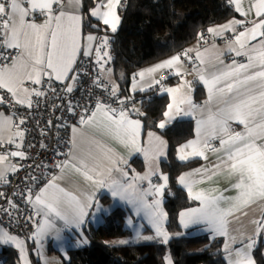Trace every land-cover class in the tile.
Returning <instances> with one entry per match:
<instances>
[{"label": "snow or ice", "instance_id": "snow-or-ice-1", "mask_svg": "<svg viewBox=\"0 0 264 264\" xmlns=\"http://www.w3.org/2000/svg\"><path fill=\"white\" fill-rule=\"evenodd\" d=\"M120 0H107L104 4H96L90 10V14L96 17L100 22L109 27L112 32H116L117 26L120 23V17L117 15L116 9ZM234 5L235 11L241 16L247 17L249 13L254 11L255 20L247 21L252 26L244 28L243 31H237V26H243L245 20L233 19L225 25L216 28H209L208 32L215 36H222L224 32L231 31L234 36L228 40L229 52H234L236 56H247V63H238L233 60L231 65H224L223 60L219 57L222 54H215V59L223 68H216L211 73H206L201 70L198 72L200 81L208 89L209 103L213 99H217L218 104L213 110L208 109L206 118L197 120V136H201V130L204 129L203 140L189 141L177 149L178 159L186 161L191 156H199L207 159L205 149H210L213 152L223 151L224 155L220 157V162L214 164L212 169L195 170L194 173L184 174L178 177V183L185 187L188 191L190 199L200 202V207L189 208L179 213L180 223L187 228L191 224L204 223L208 225L207 230L215 235H229L228 225L229 218H238L237 214L247 215L244 209L250 208L258 202H264V0H255L250 4L249 10L246 12L241 0H230ZM26 5V6H23ZM58 5L59 7H54ZM101 8L105 9L101 11ZM39 10L41 14L46 15V20L43 24L29 22L26 17L30 12ZM67 16L69 26L65 27L64 19ZM80 16L66 13L63 10V0H0V47L21 49L19 57H13V63L9 67L5 65L0 67V89H5L11 94V100L16 105L26 106L31 109L33 100L31 97H41L44 95L43 88H33L31 91L25 87V81H30L34 85H42L43 77H48L51 80L54 78L62 83L70 80L71 83L64 85L63 91L72 93L78 83L79 73L69 76L73 70L75 61V53L78 50L77 33L79 31ZM54 25V26H53ZM23 36V43L21 42ZM199 38V34H198ZM89 41L94 38L89 36ZM102 44L96 48L97 60L95 63L100 64L99 57L101 50L107 45V38H102ZM252 41H257L253 44ZM191 49L185 50L182 54H178L169 58L147 70L148 73H155L159 69L168 68L174 69V74L177 76L183 75L181 66V56L192 58L189 56ZM209 50L205 49L207 53ZM84 56H89V49L84 50ZM27 57L25 59L24 57ZM103 56H109L108 52H103ZM204 53L196 51V60L201 64L205 63L203 59ZM110 59V57H109ZM215 68V65H213ZM103 69V65H101ZM110 71V69L108 70ZM141 80L145 77V72L138 73ZM161 79H164L162 76ZM93 83L100 87L99 78H94ZM160 83L159 80H154L153 84ZM190 82L183 81L176 88L162 89L167 91L172 103L167 105V110L163 113L164 121H161L157 127L163 129L166 123L175 119L173 111L177 115L183 112L184 115H190V111L181 109L180 105L187 103L190 107L191 100L186 97H179L182 88L189 86ZM51 87V85H49ZM144 91V88L140 89ZM55 93V89H52ZM117 92L116 86H112L109 95L115 96ZM117 101L124 105L125 101L117 97ZM4 99L0 97V103ZM143 103V101L141 102ZM69 112H74L75 109L69 102L67 109ZM118 111V115H117ZM133 111L138 116H145L146 113L141 109L133 106ZM85 115H81V124H90L96 118L97 114H101L106 124V131L121 143L126 144L135 152H144L145 159L151 160L162 156L163 151L157 147L151 153L148 150L142 149L139 144V134L141 129V121L139 119H130L129 112L122 107L120 110L114 109L111 105L106 104L104 100L97 98L94 108L84 107ZM90 113V115H87ZM13 118L4 117L0 114V131H3L4 126L12 127ZM230 122H235L243 126V131H236L230 128ZM25 123V118H19L15 137H9L6 143L12 144L15 138L23 140L24 130L20 129V125ZM51 124V121H49ZM75 134L77 129H72ZM154 134L148 133L149 143H151ZM219 139V148L212 147L209 139ZM156 139H159L158 137ZM163 143V141H161ZM5 141L0 138V147H3ZM72 147L69 148V154L61 162L54 163V167L60 169L63 174L66 169H71L81 175L85 181L90 182L97 188H107L113 198H119L128 204L137 207L144 211L150 223L156 231L157 237H162L163 242L167 243L169 234L164 231L162 222L167 217L160 208L161 201L155 197L163 194L167 187L169 177L166 174H161L160 179L162 184L153 185L150 180V175L155 174L154 171L146 173L145 176L134 175L129 179L127 171L120 167L121 160L115 158L114 154H105L106 163L91 164L84 155H79L75 151L76 141L75 136L71 140ZM17 148L21 144H16ZM43 147V145H42ZM191 151H188V150ZM60 153H57L59 155ZM90 155V154H89ZM11 157L24 158V153L21 151H11L0 154V164H3ZM127 163L126 161H123ZM16 171L15 165H8L4 171L8 169ZM227 170L230 176L235 177L233 188L237 190V195L229 200L224 196H213L204 192L192 191V184L196 181L191 180L193 174L200 175L204 178V173H209L208 178L214 175L217 171ZM119 172L121 178L107 179L112 176L113 172ZM4 178V172L0 171V180ZM63 176L57 177L53 175L52 179L41 187L35 194V205L39 206L37 214L44 213L46 219L39 224L37 235L45 232L46 227H51V222L47 219L49 216L59 217L65 224L73 225L79 228L84 223V217L87 215L86 209L92 206L95 191L92 193H82L83 199L79 198L74 193L67 191L64 187L59 186L57 181ZM149 179V188L138 189L135 181ZM31 191V189H29ZM2 195V193H0ZM153 196L151 203L145 200L146 196ZM31 202V197L28 198ZM228 204L227 207H222L221 202ZM11 203V201H9ZM31 219V218H30ZM252 223L255 225L253 234L247 235L242 239L244 245L241 249H235V257L233 258V250L226 242L224 245L225 251L228 253V264H256L252 255V251L258 242V238L264 235V208L261 209L260 219H254ZM139 236V233H138ZM144 240H152L154 237H141ZM214 238V237H213ZM59 239V235H57ZM235 241V237H233ZM82 243H88L85 239ZM106 244L108 242H105ZM116 243V242H113ZM124 244L127 241H119ZM0 244H14L21 254V259L26 256L23 243L17 237L11 236L6 232H0ZM166 264H171V261L165 257Z\"/></svg>", "mask_w": 264, "mask_h": 264}, {"label": "crops", "instance_id": "crops-1", "mask_svg": "<svg viewBox=\"0 0 264 264\" xmlns=\"http://www.w3.org/2000/svg\"><path fill=\"white\" fill-rule=\"evenodd\" d=\"M106 2L107 0H87V9L86 11H84L86 0H63V10L66 13L75 14V15L80 16L79 31L77 33L78 50L75 53V61L72 66L73 70L69 73V76L74 75L80 62L88 57V56L87 57L84 56L83 54L84 50L89 49V53H90L89 56H90L95 48L96 39L89 41L87 38L89 36L97 38L98 33L92 32L90 30L84 31V22H86L89 19L95 20L98 25L97 27H101L100 29H104L108 32L114 33L111 31L109 27L104 25L96 17H93L90 14V10L93 9L96 6V4H104ZM254 2L255 0H241L242 7L246 12L249 10L250 4ZM23 6H26V5H23ZM54 7L58 8L59 6L54 5ZM228 8L233 13V17H231L229 20H227L224 23L214 25L209 28H216L218 26L227 24L229 21L233 19H236V20L246 21V23L243 26H237V31H243L244 28H249L252 26L250 23H247V21H252L256 19L254 11L249 13L247 17H244L235 11L234 5L231 4ZM104 10L105 9L101 8V11H104ZM116 12H117V15L120 17L119 5L117 6ZM26 19L29 22H35L36 24L39 25L45 22L46 15L41 14V12L37 10L35 12H30V14L26 17ZM120 23H121V17H120ZM120 23L117 26V30L120 27ZM64 25L65 27L69 26V21L67 20V16L64 19ZM208 29L206 30V33L210 39L208 44L200 47L196 42H194L191 46H189L188 49L192 50L191 52H189V55H191V58H192L191 61L188 58L181 56V66L183 69L182 76L175 75L174 69H168V68L159 69L155 73L147 72L148 69L158 64H161L164 61H167L169 58L173 56L178 55V54H175L171 57H168L164 60H161L157 63L151 64L149 66H146L140 69L137 72L135 79L133 80V82L131 83L129 87V94L131 97L135 95H140L144 92L151 91L153 87L156 85V84H153V81L159 80L163 75L167 74L168 81H166L164 84H162L158 88L157 93L158 95H162V94L167 95L168 104H169V103H172V99L169 97L167 91H162V89L176 88L177 86L181 84L182 80L190 82L189 86H185L184 88H182L181 93L178 94V98L186 97L191 100V104L194 107H190L187 103L180 105L181 109L188 110L190 111L191 114L184 115L183 112H181L179 115H177L175 111H173L172 114L175 117V119L166 123L164 127V128H167L174 122L180 121V120L181 121L191 120L193 122V126H194L193 137L187 140L186 142L182 143L179 147L188 143L189 141H195L198 139L203 140L205 130L202 129L201 136L200 137L197 136V120L206 118L208 115V109L212 108L214 110L218 104V101L215 98L213 99L211 103H209L208 89L200 81L198 72L203 70L206 73H211L215 71L216 68H223V65H220L219 62L215 59V54H222L220 55L219 59L223 60L224 65H231L233 60L237 61L238 63H247V56L245 55L236 56L234 52L228 51V48H229L228 40L226 41L224 40V38L229 35H234L233 32L226 31L223 33L222 36H215L213 34H210L208 32ZM21 42L23 43V36H21ZM252 43L256 44L257 41H252ZM10 49H13V48H10ZM205 49H208L209 51L205 53L204 52ZM17 50L19 52L17 57H19L22 50L21 49H17ZM197 50L200 51L201 53H204V56H203V59L205 60L204 64H201L199 60L195 59ZM24 58L27 59L26 55ZM12 63L13 61L10 62L8 66L10 67ZM213 65H215V68L213 67ZM103 69L104 70L102 69L99 70L98 78L99 80H103L110 85L109 78L110 77L112 78V72L111 70L108 71L110 69L109 66L103 67ZM140 72H145V77L143 80H141L140 76L138 75V73ZM45 81H54V82L62 84L63 86L67 83H71L70 80H66L63 83L61 81H57L54 78V76L51 80H49L48 77H43L42 83ZM24 86L27 87L31 91L33 88L38 89L40 85H34L30 81H25ZM114 86H115V83H114ZM110 88H112V84L110 85ZM141 88H144L145 90L141 91L140 90ZM197 89L201 91L202 95L200 98L196 97ZM3 90L6 91L5 89ZM137 104L138 103L132 105L131 112L128 111L130 119H134V120L138 119L136 116V112L133 111V106L139 109V106H138L139 104L138 105ZM0 114H3L4 117H12L11 115L4 113L2 110H0ZM117 115H118V112H117ZM164 120H165V117L163 118L162 121ZM12 123H13L12 127L4 126L3 131H0V138H2L5 141V143L7 142L9 137H15V133L18 130L17 127L14 126L16 125L14 119L12 120ZM106 124L107 122L105 121L103 116L101 114H97L96 118L92 121V123L81 124L80 122H78L75 126L72 127V129L73 128L77 129L75 134L73 133L71 129V140L73 136H75V141H76L75 151L77 152V154L84 155L85 157H87L90 165L94 163H99L101 165H104L106 163L105 154L106 153L109 155L114 154L116 159L122 161L120 163V167L128 172L129 179L134 175L145 176L146 173H150V171H154L155 174L150 175L151 183L153 185L162 184L163 181L160 179V175L162 174L160 170V164L167 157L168 143L166 139L158 132H152V131L146 132L141 122V129H140V134H139L140 147L142 149L148 150L150 153L155 148L159 147L164 153L162 156H159L158 158H153L151 160L146 161L143 151L135 152L132 149H130L128 146H126V144L121 143L119 139H116L112 135H109L106 131ZM230 128L236 131L244 130L242 125H238L235 122H230ZM149 132H152L154 134L151 143H149V137H148ZM157 137L159 139H156ZM71 140H70V144H71ZM161 141H163V143H161ZM21 142L22 140L17 137L15 138V142L12 144L16 145V144H20ZM209 143L212 147L219 148L218 138L209 139ZM71 147H72V144L70 148ZM188 151H191V150L189 149ZM4 153L5 152H0V154H4ZM68 154H69V151L67 155ZM205 155L207 156V159H203L199 156H191L186 161H180L177 155L176 158L179 162H187V161L196 160V159L199 160L198 167L185 171L181 173L179 176L184 175V174L194 173L195 170L197 169H200L202 171L204 169H212L214 164H218L220 162L219 158L222 157L224 153L222 150L218 152H213L210 149H205ZM136 158L139 159L144 166V170L142 172H136L134 170L132 161ZM64 159H62L61 161H63ZM123 161H126L127 163H124ZM8 165H9V158L3 164H0V171L4 172V177L9 173V169L7 171H4V169L7 168ZM53 175L57 177L63 176L62 179H59L57 181L59 186L64 187L67 191L74 193L81 199H83V196L81 195L82 193H92L93 191H95V196L93 197L92 206L86 209L87 215L84 217V223L80 225L79 228L73 225L65 224V222L61 220L59 217L49 216L47 217V219L51 222V227H46L45 232L38 236L37 231H38L39 224L42 221H44L46 217L44 216L43 212H40V214H37L36 209L39 206L35 205L34 203L35 198H34L32 201V207L34 211L36 212L39 221H38V224H37V227L34 233L28 239V241L27 242L22 241L23 247L26 253V256L24 257V259H21L20 250L14 244H0V247H11L18 253L19 264H36V263L40 264V261L36 259L37 257L35 254L36 252H34V249H35L34 247L36 244H37V250H38L39 255L42 254L40 250L43 248V245L46 242H48L47 249L50 250L51 248H54L55 250L53 252L55 253H58L57 249H59L61 246H64V245L68 246L67 251L71 248L72 249L80 248L81 246L85 244V243H82V241L85 240V235L83 232L84 228L87 225L94 226L91 223V220L98 219V220H95L97 222L99 221V219H104L108 215H110L112 212H114L116 209H123L127 213L125 221L127 219H148V217L144 214L143 210H140L138 213L136 206L132 204H128L124 201H121L118 197L113 198V196L111 195V192L106 187L97 188L96 186L92 185L90 182L85 181L81 175H79L75 171H72L71 169H66L63 174L61 173L60 169H58ZM208 176H209V173L205 172L203 179H201L200 175H196V174H193L190 177L191 180L196 181V183L192 184L193 193L204 192V193H207L213 196L222 195L226 198H229V200L238 194L237 190L233 188L235 177L230 176L227 170L217 171L214 175H211L210 178H208ZM52 177L50 178V180L52 179ZM154 177H157L158 179L153 180ZM115 178L123 179L121 177V174L115 171L112 173V176L107 179L110 181L111 179H115ZM135 184L137 185L138 189L147 190L149 188V179L137 180L135 181ZM177 184L185 191V193L188 196L187 189L178 183V178H177ZM165 189L161 196L155 197V198L158 199V198H161L162 196L164 198ZM153 199L154 197L150 195L145 197V200L149 203H151ZM191 200L196 203V205H194L191 208L200 207L199 201L193 200V199ZM163 203H164V199H163ZM221 206L227 207L228 204L222 201ZM262 208H264V202H258L257 204L252 205L250 208L244 209V211L247 212L246 216L240 215L238 213L237 214L238 218H229L230 220V223L228 225L229 235L227 237L215 235L209 232L207 230L208 225L204 223L191 224L189 225V227L185 228L180 223V217H178L179 225L182 229L184 238L190 237L189 239H197V238H202V237H208L209 239L221 240L223 258L225 260V263L228 264V259H227L228 253L224 249L225 243L227 242L230 245V248L233 250L232 256L234 258L235 257L234 250L241 249L244 247L243 243L241 242L242 239L245 238L247 235L253 234L255 225L252 223V221L254 219L256 220L260 219ZM95 221L93 223H95ZM165 226H166V222H165ZM165 230H166V227H165ZM148 231H149L148 234L150 235L144 234L142 235V237L151 236V237H154V239L144 240L141 238L142 242H152V241L159 242V240L155 238V234L153 230L148 228ZM0 232H6V231L4 228L0 227ZM57 235H59V239H57ZM263 236L264 235H261L258 238V242L256 243V246L260 242H264ZM233 237H235V241H233ZM170 238L171 237H169V240ZM253 251H252V255H253ZM65 261H68V260L66 259ZM41 264H45V263L41 262Z\"/></svg>", "mask_w": 264, "mask_h": 264}, {"label": "trees", "instance_id": "trees-1", "mask_svg": "<svg viewBox=\"0 0 264 264\" xmlns=\"http://www.w3.org/2000/svg\"><path fill=\"white\" fill-rule=\"evenodd\" d=\"M225 1L127 0V7L120 10L121 23L116 32L100 29L92 19L84 22V31L111 35L107 66L117 88L115 96L130 100L131 106L138 103L139 109L146 113L145 116H137L144 130L158 132L168 143L167 157L160 164V170L169 177L163 208L167 217L165 227L171 238L166 244L158 241L134 243L130 240L131 231L124 223L127 213L116 209L110 214L111 219H105L98 226L87 225L84 228L88 243L69 249L68 261L64 264H163L166 252H169L173 264H226L221 240L208 237L186 239L179 225V213L196 205L177 184V178L181 173L198 167L199 160L179 162L176 158L178 147L194 135L193 122L180 120L161 129L157 125L164 118L167 95L153 91L133 97L129 94V87L140 69L183 53L195 42L199 30H207L233 17ZM86 9L87 0L84 11ZM201 95L197 89L196 97ZM132 163L136 172L144 170L139 159ZM145 233L149 231L145 230ZM125 239L130 241L118 243ZM253 257L256 264H264V242L255 247ZM0 264H19L18 253L11 247H0Z\"/></svg>", "mask_w": 264, "mask_h": 264}, {"label": "built area", "instance_id": "built-area-1", "mask_svg": "<svg viewBox=\"0 0 264 264\" xmlns=\"http://www.w3.org/2000/svg\"><path fill=\"white\" fill-rule=\"evenodd\" d=\"M230 5V1L226 0L225 6ZM126 7L127 0L120 1V10ZM97 35L92 54L80 62L74 73V75L79 73V79L72 93L63 91L64 86L60 83L45 81L38 87V89L42 87L45 94L41 97L33 95L31 97L33 106L29 109L26 106L16 105L11 100V94L0 89V97L4 99V102L0 103V110L11 115L16 124H19L20 117L25 118V123L19 126L24 130L21 147L17 148L16 145L8 143L0 147V152L21 151L24 153L23 159L9 156V165H15L17 170L12 171L9 168V173L0 181V193H2L0 195V227L20 241L27 242L37 227L39 219L32 207V201L38 190L58 170L53 166L54 163L66 157L71 146V129L80 121L81 115H85L84 107L94 108L96 99L99 98L114 109L120 110L124 107L129 112L132 111L130 100L118 97L125 101V104L121 105L117 101V96L109 95L111 88L107 82L99 80L102 85L100 87L93 83L94 78L98 77L101 65L106 67L110 60L111 35L105 32ZM233 36H226L224 40L227 41ZM105 37L108 43L101 50L99 57L101 63L97 64L95 63L98 58L96 48L102 44V38ZM209 40L206 30L198 31L195 42L200 47L208 44ZM105 51L109 53V56H103ZM18 54L17 49L0 47V67L8 65ZM163 77L164 79L160 78V83L156 84L151 91L156 93L158 88L168 80L167 74ZM52 89L56 90L55 93ZM70 101L75 109L74 112L67 110ZM57 153L60 154L57 155Z\"/></svg>", "mask_w": 264, "mask_h": 264}, {"label": "rangeland", "instance_id": "rangeland-1", "mask_svg": "<svg viewBox=\"0 0 264 264\" xmlns=\"http://www.w3.org/2000/svg\"><path fill=\"white\" fill-rule=\"evenodd\" d=\"M112 79H113V76H112V78L111 77L109 78V82H110V85L112 84V86H114V80H112ZM158 199L161 201L160 208L165 213L163 206H162L163 205V199H164L163 196L161 198H158ZM111 218L112 217L110 215H108L106 218L99 219V221H97V222L95 220H98V219H92L93 221L91 220V223L94 226H98V225L104 223L106 221L105 219H111ZM94 221H95V223H93ZM165 222H167V218L165 220H163V222H162V227H163L164 231L167 232V230H165ZM124 223H125V226L131 231L130 240H132L134 243H136V244L144 243V242H142L141 237H142V235L146 234L145 230H148V228H149V229L153 230V232L155 234V238H157V240H159L160 243L166 244L163 242L162 237L156 236L155 228L153 227L152 223H150L149 219H127ZM138 233H139V236H138ZM148 235H150V234H148ZM169 237H171L170 234H169ZM186 238L189 239L190 237H186ZM130 240L125 239L122 241H127V243H128ZM263 240H264V236H263ZM47 247H48V242L44 243L43 248L40 250L42 253L41 255H39V253H38L37 244L34 247L35 248L34 252H36L35 254L39 258L38 259L36 257V259L38 261H40V264H41V262H44L45 264H64L65 260L66 259L68 260V258H67V257H69V254L67 252L68 246H66V245L61 246L59 249H57L58 253L53 252L55 250L54 248L50 247L51 249L48 250ZM165 257H167L171 261V264H173L169 252H166V254L164 255L163 264H166Z\"/></svg>", "mask_w": 264, "mask_h": 264}]
</instances>
